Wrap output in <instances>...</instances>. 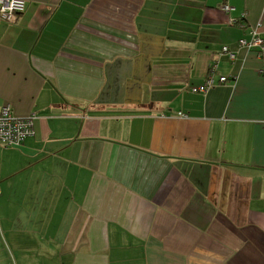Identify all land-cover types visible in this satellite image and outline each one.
<instances>
[{"label":"crops","instance_id":"crops-1","mask_svg":"<svg viewBox=\"0 0 264 264\" xmlns=\"http://www.w3.org/2000/svg\"><path fill=\"white\" fill-rule=\"evenodd\" d=\"M26 2L0 17V107L36 114L0 145V264H264V52L239 44L264 0Z\"/></svg>","mask_w":264,"mask_h":264},{"label":"built area","instance_id":"built-area-1","mask_svg":"<svg viewBox=\"0 0 264 264\" xmlns=\"http://www.w3.org/2000/svg\"><path fill=\"white\" fill-rule=\"evenodd\" d=\"M26 4V0H0V17L8 22H15L18 16L26 10ZM221 8L228 12L233 10V7L228 3L222 4ZM239 44L247 49H259L264 52V38L256 32H253L251 39H240ZM223 52L227 53L232 60L235 58V53L230 51L227 46L223 48ZM213 72L214 67L211 68L205 83L194 87L193 91L206 92L213 87L216 83ZM260 72L264 73V67ZM228 79V76L219 77V81L222 83ZM35 118V113L24 117L16 115L10 104L0 107V145H21L26 138L34 134Z\"/></svg>","mask_w":264,"mask_h":264}]
</instances>
